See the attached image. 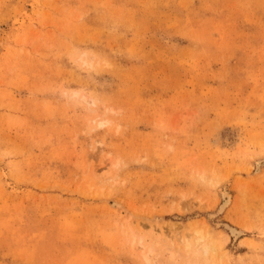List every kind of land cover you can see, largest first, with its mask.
<instances>
[{"label": "rangeland", "instance_id": "obj_1", "mask_svg": "<svg viewBox=\"0 0 264 264\" xmlns=\"http://www.w3.org/2000/svg\"><path fill=\"white\" fill-rule=\"evenodd\" d=\"M0 264H264V0H0Z\"/></svg>", "mask_w": 264, "mask_h": 264}, {"label": "bare ground", "instance_id": "obj_2", "mask_svg": "<svg viewBox=\"0 0 264 264\" xmlns=\"http://www.w3.org/2000/svg\"><path fill=\"white\" fill-rule=\"evenodd\" d=\"M260 168V167H259ZM96 175V170H94L93 171V175L92 176H95ZM97 176V175H96ZM222 200L220 201L221 202V206H220V208H219V211L220 212H223L224 210H225V208L229 205V203H230V199H231V197H230V194L229 193H227V192H223V194H222V198H221ZM225 228L228 230V232H229V234L233 237V238H238L240 235H241V231L239 230V229H237L236 227H234V226H232V225H229V224H227L226 226H225ZM205 230V229H204ZM197 231V230H196ZM196 231L194 232V234L196 233ZM200 232L199 233H202L201 231L202 230H199ZM212 232H213V230L211 229V227H207V235L210 237V238H208V239H212ZM199 233L197 232V234H195L196 235V237H195V239H194V245L196 244L199 248H201L202 250H204L205 252H208V251H210V249H212L213 248V246H212V241H210V242H207L206 241V239L203 237V236H201V235H199ZM207 235H205V236H207ZM227 240H228V237L226 238ZM138 244L139 245H142V241H141V239L139 240L138 239ZM187 242V241H186ZM227 242V241H226ZM183 243H185V242H183ZM221 242H219L218 241V245L220 246V248H222L223 246H222V244H220ZM223 243H225V242H223ZM186 244V243H185ZM187 245H188V247H189V242H187ZM187 245H185V247L187 246ZM194 246L193 248H197V246ZM218 246V247H219ZM219 249V248H218ZM199 250V249H198ZM197 250V251H198ZM201 250V251H202ZM212 251V250H211ZM199 252V251H198ZM203 252V251H202ZM204 252V253H205ZM146 259L148 260V258L146 257Z\"/></svg>", "mask_w": 264, "mask_h": 264}]
</instances>
